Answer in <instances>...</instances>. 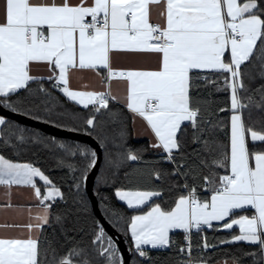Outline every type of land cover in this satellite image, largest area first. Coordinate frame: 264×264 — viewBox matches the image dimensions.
<instances>
[{
	"label": "snow or ice",
	"instance_id": "6c2138e0",
	"mask_svg": "<svg viewBox=\"0 0 264 264\" xmlns=\"http://www.w3.org/2000/svg\"><path fill=\"white\" fill-rule=\"evenodd\" d=\"M0 264H264V0H0Z\"/></svg>",
	"mask_w": 264,
	"mask_h": 264
},
{
	"label": "trees",
	"instance_id": "16d2710c",
	"mask_svg": "<svg viewBox=\"0 0 264 264\" xmlns=\"http://www.w3.org/2000/svg\"><path fill=\"white\" fill-rule=\"evenodd\" d=\"M56 94L60 96V99L62 101L65 100V98L61 94H59V93H56ZM67 106L69 108L73 107V105L70 104V103ZM40 115L43 116L44 113L41 112ZM51 118L53 120L58 121L59 123H62V124H64V123H69L70 124L71 123V121L64 120V119H62L61 117H59L58 115H55V114H53V116ZM13 121L16 122V123H18V124H20V125H22V126L27 127L30 131H35V132L39 133L42 136L56 137L57 139L65 140V141H67L69 143L75 141V142H81V143L90 145L89 143L84 142V141H80V140H77V139H71V138H67V137L55 136V135L49 134L47 132H44V131H42L39 128H34V127H30V126L24 125V124H22V123H20V122H18L16 120H13ZM147 143H148V140H137V139H135V137H134V131L132 132V139L130 141V146H132V147L135 148V147H140V146H143V145H147ZM38 150L40 151L41 157L43 159L47 160V164H45L44 167L45 168H48V167H51L52 168V171L50 173H46V174H49L51 177L58 179L60 177V175H61V172L55 168L54 159L45 150L38 149V148L34 147L31 152H29L27 155H25L23 157V160L26 161V160L34 159V156L32 155V152H35V151H38ZM149 156H151V153H149ZM103 167H104V163H103V158H102V162L100 164V168H99L98 174H97L96 179H95V184H94V192H95V194H96V187H97V178L101 175V170L103 169ZM138 167H140V165H137V164H135L133 162L132 167L129 168L128 171L131 172V171H133L134 168H138ZM162 167H164V168H171V165L165 163V164L162 165ZM169 183H171V181ZM127 184H128V181L125 180V178L123 177V174H121L120 178L116 182V185H111V184H109V185H103L102 184V185H100V188H101L102 194L104 196H106V197H109L111 199V203L115 207L121 209L128 216H131L132 214H134L133 211L130 210V209H128L127 208V205H125L124 203L118 201V199L114 195L115 187H118V186H121V185H127ZM147 186H148L147 185V181H144V180L133 181V183L131 184V187L132 188L139 187L141 190H144ZM166 187H167V185H166ZM97 197H98V200H99V205H100L101 211H102V213L104 215L102 203H101L98 195H97ZM90 209L94 212L93 207H92V204H90ZM94 214L96 215L95 212H94ZM206 234H207L209 240L211 241L214 237H224V236H227L229 234V232H228V230L215 231V232L212 231V230H208V232ZM176 238L178 240H182L183 239L182 235H179V234L177 235ZM224 247H227V246H224ZM154 255H164V253H161V252H158L157 251V252H154Z\"/></svg>",
	"mask_w": 264,
	"mask_h": 264
},
{
	"label": "water",
	"instance_id": "95a60500",
	"mask_svg": "<svg viewBox=\"0 0 264 264\" xmlns=\"http://www.w3.org/2000/svg\"><path fill=\"white\" fill-rule=\"evenodd\" d=\"M4 114L9 115V117L11 119L16 120V121H18V122H20V123H22L24 125H27V126H30V127H34V128H39L42 131L47 132L49 134H52V135H55V136H59V137H67V138H71V139H77V140L89 143L94 148L98 147L97 142L92 137H89V136H87L85 134H81V133H77V132H71V131H66V130L61 129V128H56V127H53L51 124L42 123L40 121L33 120V119H31V118H29L27 116H24V115L8 114V113H6V110H5ZM99 151L101 153V158H100V161L98 163L97 168L94 169L93 174H92V176L90 178L89 188L91 189V192L89 193V197H90V200L92 201L91 204H92L93 210L96 213V215L98 217H104V215H103V213L101 211L100 205H99L98 197H97V195L94 192L95 179H96V176L98 174V171H99V168H100V164H101L102 158H103V150L99 149ZM102 222H104L105 226L108 227L106 220H102ZM109 231L113 232L114 230L109 228ZM121 239H123V238L121 237ZM121 248L126 250L127 249V244L126 243H121ZM126 254L130 255V253H127V252H126Z\"/></svg>",
	"mask_w": 264,
	"mask_h": 264
},
{
	"label": "crops",
	"instance_id": "0c3cea01",
	"mask_svg": "<svg viewBox=\"0 0 264 264\" xmlns=\"http://www.w3.org/2000/svg\"><path fill=\"white\" fill-rule=\"evenodd\" d=\"M137 128H139V124L137 125ZM134 137H135V139H137V140H148V137L147 136H143V135H141V136H139V137H137V134H136V132L134 131ZM21 202H23V197H19L18 198ZM121 202V201H120ZM122 203H124V202H122ZM126 205V204H125ZM214 224H216L217 222H213Z\"/></svg>",
	"mask_w": 264,
	"mask_h": 264
}]
</instances>
